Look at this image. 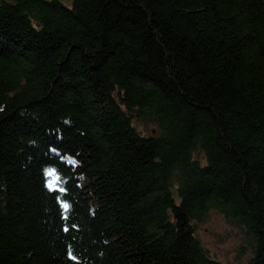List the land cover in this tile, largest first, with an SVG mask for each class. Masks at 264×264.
<instances>
[{
	"label": "trees",
	"instance_id": "obj_1",
	"mask_svg": "<svg viewBox=\"0 0 264 264\" xmlns=\"http://www.w3.org/2000/svg\"><path fill=\"white\" fill-rule=\"evenodd\" d=\"M211 212L264 264V0H0V264H223Z\"/></svg>",
	"mask_w": 264,
	"mask_h": 264
},
{
	"label": "rangeland",
	"instance_id": "obj_2",
	"mask_svg": "<svg viewBox=\"0 0 264 264\" xmlns=\"http://www.w3.org/2000/svg\"><path fill=\"white\" fill-rule=\"evenodd\" d=\"M139 128L146 134H151L154 130V126L150 125L146 127L148 132L144 130V126ZM241 233L239 227L226 222L225 218L217 212H211L207 221L198 226L196 235L214 259L223 264H247L254 256V251L251 244L247 242L250 244L244 246L248 248L247 251L241 253L240 245L244 243Z\"/></svg>",
	"mask_w": 264,
	"mask_h": 264
},
{
	"label": "snow or ice",
	"instance_id": "obj_3",
	"mask_svg": "<svg viewBox=\"0 0 264 264\" xmlns=\"http://www.w3.org/2000/svg\"><path fill=\"white\" fill-rule=\"evenodd\" d=\"M47 175L49 177H55L56 176L55 170L54 169H49ZM58 179H59V177H56V180H58ZM54 183H55V180H50L49 181L48 186H49L50 189L52 188V186H53ZM63 190L64 189H60V191H63ZM63 207L67 210V209H69L70 205H68L67 203H64Z\"/></svg>",
	"mask_w": 264,
	"mask_h": 264
}]
</instances>
